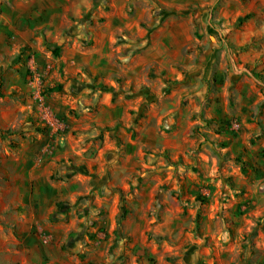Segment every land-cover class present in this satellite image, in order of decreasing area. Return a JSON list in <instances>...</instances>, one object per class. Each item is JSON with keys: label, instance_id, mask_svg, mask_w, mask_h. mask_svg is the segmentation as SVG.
Wrapping results in <instances>:
<instances>
[{"label": "rangeland", "instance_id": "obj_1", "mask_svg": "<svg viewBox=\"0 0 264 264\" xmlns=\"http://www.w3.org/2000/svg\"><path fill=\"white\" fill-rule=\"evenodd\" d=\"M0 264H264V0H0Z\"/></svg>", "mask_w": 264, "mask_h": 264}, {"label": "trees", "instance_id": "obj_2", "mask_svg": "<svg viewBox=\"0 0 264 264\" xmlns=\"http://www.w3.org/2000/svg\"><path fill=\"white\" fill-rule=\"evenodd\" d=\"M58 52H59V51H58ZM56 54H57V52H56ZM51 91H54V92H60V91H62V88H61L60 86H58L57 88L52 89ZM261 136H262V135H260V137H261ZM58 211H59V212L63 211V208H61L60 205H58Z\"/></svg>", "mask_w": 264, "mask_h": 264}, {"label": "crops", "instance_id": "obj_3", "mask_svg": "<svg viewBox=\"0 0 264 264\" xmlns=\"http://www.w3.org/2000/svg\"><path fill=\"white\" fill-rule=\"evenodd\" d=\"M61 212L66 213L67 211L63 210V211H61Z\"/></svg>", "mask_w": 264, "mask_h": 264}]
</instances>
